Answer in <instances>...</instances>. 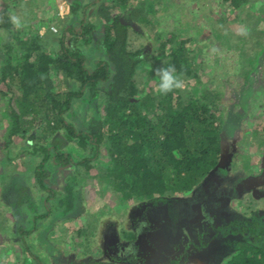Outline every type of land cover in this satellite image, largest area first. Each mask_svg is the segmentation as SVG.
Here are the masks:
<instances>
[{"label":"rangeland","instance_id":"rangeland-1","mask_svg":"<svg viewBox=\"0 0 264 264\" xmlns=\"http://www.w3.org/2000/svg\"><path fill=\"white\" fill-rule=\"evenodd\" d=\"M10 1L0 0V10H8ZM16 1L18 7H9V14L19 21L16 28L23 33L31 26L44 34L52 26L57 32L67 27L74 0ZM80 1L90 24L96 21V2L113 7L124 4L122 21L136 32L131 38L135 47L147 55L136 76L140 98L152 89L159 92L155 70L167 67L166 55L182 42L184 55L193 60V74L182 77V91L187 99L216 102L221 117L217 125L224 136L223 162L191 191L158 202L125 201L111 188L107 190L106 179L102 185L97 183L98 168L110 166L104 153L88 171L86 185L77 187L82 195L80 210L64 214L57 199L65 196L67 177L74 175V168L51 169L43 182L46 189L39 191L37 166L28 165L27 155L38 146L41 131L37 120L27 115L21 122L26 131L9 136L7 114L16 106L11 97L18 92L2 86L0 264H227L240 244L249 241L247 232H239L245 218L264 216V57L259 66L252 59L259 51L255 40L264 36V21L255 28L262 34L253 39L248 33L258 15L264 19V0H244L239 9L231 0ZM64 4L69 10H63L62 18ZM101 30L93 34L95 39ZM215 32L228 38L215 39ZM3 56L0 51V61ZM52 76L61 83L64 79L57 69ZM62 86L69 89L72 83L64 81ZM101 106L100 101L77 102L73 118L67 121L81 130L94 117L93 108ZM54 136L63 137V130ZM7 159L13 161L8 169ZM39 160L36 157L33 163L38 165ZM23 185L27 197L39 205L36 213L30 210L27 197L21 199L15 191Z\"/></svg>","mask_w":264,"mask_h":264},{"label":"trees","instance_id":"trees-1","mask_svg":"<svg viewBox=\"0 0 264 264\" xmlns=\"http://www.w3.org/2000/svg\"><path fill=\"white\" fill-rule=\"evenodd\" d=\"M231 1L238 9L245 5L244 0ZM18 4L11 0L8 10H0V51L4 55L0 87L18 92V98L11 97L16 106L11 104L13 110L7 114L11 121L7 132L11 138L24 133V116L37 120L41 131L38 146L27 156L28 165L37 166L34 173L40 192L46 189L43 182L48 171L74 168V175L67 177L65 196L57 199V204L64 207L62 213L80 210L82 195L77 187L86 185L88 171L104 153L110 166L98 168L97 183L102 185L106 179L107 190L111 188L125 201L158 202L191 191L222 165L224 136L217 125L221 117L217 116L216 102L187 99L182 90L165 96L152 89L146 97H139L142 92L136 76L147 55L143 48L135 47L131 38L136 32L122 21L124 4L113 7L96 2V21L90 24L83 2L74 0L67 27L56 33L48 29L46 34L31 26H26L23 33L16 28L9 7ZM258 16L248 31L253 39L262 34L255 31L264 21ZM99 29L95 39L93 34ZM214 38L228 36L215 32ZM261 38L255 40L259 51L252 58L257 66L264 57V36ZM181 43L166 55L167 67L173 65L177 74L189 78L193 60L184 55ZM54 69L64 75L62 83L52 76ZM64 81L71 82L72 87L64 88ZM98 101L102 106L93 108L94 117L81 130L67 121L73 118L77 102L88 105ZM61 130L63 137L54 136ZM36 157L40 158L38 165L33 163ZM8 164L13 161L7 159L4 166ZM15 191L21 199L27 197L25 185L16 186ZM27 199L30 210L36 213L39 205L30 196ZM242 223L239 232H247L249 241L240 244L227 264H264V216L251 215Z\"/></svg>","mask_w":264,"mask_h":264},{"label":"clouds","instance_id":"clouds-1","mask_svg":"<svg viewBox=\"0 0 264 264\" xmlns=\"http://www.w3.org/2000/svg\"><path fill=\"white\" fill-rule=\"evenodd\" d=\"M12 22L19 27V21L15 16L12 17ZM155 75L159 78L158 91L162 95L166 96L175 90H183L185 87L182 74H177L173 65L156 69Z\"/></svg>","mask_w":264,"mask_h":264},{"label":"built area","instance_id":"built-area-1","mask_svg":"<svg viewBox=\"0 0 264 264\" xmlns=\"http://www.w3.org/2000/svg\"><path fill=\"white\" fill-rule=\"evenodd\" d=\"M66 8H67V10H69V6H67V5H62L61 7H60V16L62 17V18H64V16H66V13H63V10H66ZM52 32H54V33H56L57 32V29H56V27L55 26H52V27H50L49 28ZM45 32V31H44Z\"/></svg>","mask_w":264,"mask_h":264}]
</instances>
